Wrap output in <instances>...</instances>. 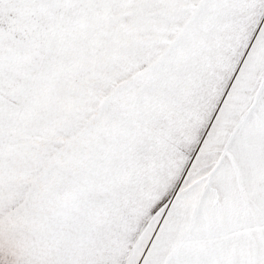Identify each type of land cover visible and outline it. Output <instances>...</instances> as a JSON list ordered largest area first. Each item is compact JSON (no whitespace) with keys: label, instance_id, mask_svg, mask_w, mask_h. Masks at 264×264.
<instances>
[{"label":"snow or ice","instance_id":"6c2138e0","mask_svg":"<svg viewBox=\"0 0 264 264\" xmlns=\"http://www.w3.org/2000/svg\"><path fill=\"white\" fill-rule=\"evenodd\" d=\"M0 264H264V0H0Z\"/></svg>","mask_w":264,"mask_h":264}]
</instances>
